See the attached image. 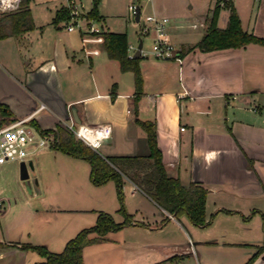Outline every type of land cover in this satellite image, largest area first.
I'll return each mask as SVG.
<instances>
[{"label": "crops", "instance_id": "0c3cea01", "mask_svg": "<svg viewBox=\"0 0 264 264\" xmlns=\"http://www.w3.org/2000/svg\"><path fill=\"white\" fill-rule=\"evenodd\" d=\"M230 1L242 29L264 37V0ZM141 2L145 14L168 18L166 32L180 50L201 38L215 5L213 0ZM62 6L66 0H31L34 28L0 39V103L15 119L29 117L40 132L53 134L64 121L77 123L73 111L77 124L109 125L110 137L95 150L104 157L147 154L146 133L135 117L154 121L167 174L184 186L205 187V218H211L199 227L185 214L175 217L122 175L123 207L131 223L84 246L83 264H246L264 238V123L260 107L249 106L264 99V46L192 50L177 61L156 59L141 45L142 94L135 116L133 73L122 72L102 45L103 30L126 31L107 24L99 33L68 31L67 21L53 23ZM228 16L221 5L217 27L225 28ZM140 42V34L128 40L129 55ZM50 144L28 159L27 178L34 184L18 183L4 196L27 213L17 221L6 219L5 229L0 222V255L29 253L22 243L59 252L101 211L124 220L115 182L94 185L87 160ZM16 163L1 164L0 174L16 178ZM5 201L0 198V208ZM249 264H264V252Z\"/></svg>", "mask_w": 264, "mask_h": 264}, {"label": "trees", "instance_id": "16d2710c", "mask_svg": "<svg viewBox=\"0 0 264 264\" xmlns=\"http://www.w3.org/2000/svg\"><path fill=\"white\" fill-rule=\"evenodd\" d=\"M31 0H21L19 7L14 11L0 12V39L9 36H18L34 28L30 9ZM96 0L88 11L92 19L100 18L96 10ZM229 10L228 22L225 28H219L216 20L220 6L214 5L211 15L207 18V25L201 38L194 44L183 46L180 54L192 50L212 51L223 48H240L249 43L264 46V37L257 36L251 31H245L241 27L239 16L230 0L225 6ZM69 10L62 6L53 18V23L67 21ZM102 45L111 59L118 61L122 72L131 71L134 76L135 98L134 114L136 116V101L142 94V76L139 68V57L130 56L128 53V40L126 33L102 31ZM15 120L8 107L0 103V127L4 123ZM35 125L33 121H29ZM135 122L145 131L149 148L147 154L101 156L97 151L86 145L71 131L63 126H58L53 132V140L50 146L65 152L73 157L83 158L90 165L89 177L94 185H101L109 180L116 184L117 195L120 202L119 211L124 215V220L116 222L112 215L107 212H98L93 225L78 231L73 237L65 242L63 249L52 252L45 245L22 243L19 247L23 250H34L42 259L34 264H83V247L102 240L109 231H116L131 223V217L123 207L122 182L125 175L143 190L159 206L171 215L178 217L185 214L196 226L205 227L210 219L205 218V199L207 189L199 183H190L188 186L181 184L177 177L167 174L161 159V152L157 146L156 125L154 121L140 120L135 117ZM50 131H41L47 134ZM253 210L252 212H254ZM263 232H264V214ZM95 233V237L90 235ZM264 252V238L256 252L246 264L251 263L259 254ZM154 264H162L154 263Z\"/></svg>", "mask_w": 264, "mask_h": 264}, {"label": "built area", "instance_id": "2783aa9c", "mask_svg": "<svg viewBox=\"0 0 264 264\" xmlns=\"http://www.w3.org/2000/svg\"><path fill=\"white\" fill-rule=\"evenodd\" d=\"M21 0H0V12L14 11L19 7ZM151 0H135L128 4L135 24L138 26L140 36L151 35V48L149 53L156 59H174L180 61V49L173 44L166 32L167 17L157 16L154 13L143 14L138 2ZM79 2L66 0L69 10V19L66 29L71 31L77 25L80 11ZM139 13L136 20V13ZM89 33H99L100 30L92 23L86 22ZM131 46L128 45V49ZM132 56V55H130ZM64 127L71 131L77 138L94 150L99 149L103 140L110 137L111 127L107 124L97 126H84L82 124L63 122ZM53 140V134H43L29 123V117L19 118L0 127V165L5 162H28L31 155L46 148Z\"/></svg>", "mask_w": 264, "mask_h": 264}, {"label": "rangeland", "instance_id": "374dc122", "mask_svg": "<svg viewBox=\"0 0 264 264\" xmlns=\"http://www.w3.org/2000/svg\"><path fill=\"white\" fill-rule=\"evenodd\" d=\"M96 1H97L96 2L97 13L102 15V17L96 18L90 21L92 18H90L87 14L88 12H85V11H88L89 9H91V7L93 6L94 0H82L78 5V9L80 11V15H79L80 21L77 22V25H74V29L80 28L82 31L87 30L88 25L86 22H89V21L90 23L93 24L94 27L98 28L99 30H102L104 24H107L110 26L111 29L119 30V31H126L127 40L136 41L139 35L138 26L135 24L127 8V4L131 2V0H96ZM213 1L218 6H221V5L226 6L228 0H213ZM143 2L144 1H142L141 3ZM142 13L145 14L144 11H142ZM201 30H202L201 28L198 29V31H201ZM140 39L142 41V48H143L142 50L147 51V52L150 51L151 35L140 36ZM251 102L252 103H250L249 106L256 105L260 107V111L262 114L261 120L264 123V99L257 98ZM5 124H8V123H4L2 125H5ZM47 149L48 148H46V150ZM16 165L18 167V163H16ZM18 183L34 184V178L30 175L29 178L21 179L20 174L18 173L15 178L13 174H11L10 172H8L7 174H0V198H2V200H6L5 208L4 207L0 208V222H2L1 224L3 225V229L6 228L4 224L6 219H8L7 221L9 222L17 221V219H19L20 217L24 218L25 217L24 213H27L25 211H22L21 208H18V206L12 207L11 201L9 200V198L5 199L4 197L5 195L10 194L11 192L9 191H11V188H13L15 185H18ZM17 215H18V218H16ZM24 251H29V253L17 254L18 252H12L9 254L6 253V254L0 255V264H34L35 262L41 260L42 258L34 250H24Z\"/></svg>", "mask_w": 264, "mask_h": 264}, {"label": "water", "instance_id": "95a60500", "mask_svg": "<svg viewBox=\"0 0 264 264\" xmlns=\"http://www.w3.org/2000/svg\"><path fill=\"white\" fill-rule=\"evenodd\" d=\"M76 1L79 2V0H76ZM138 16H139V13L137 12L136 18H135L136 20L138 19ZM141 45L142 43L140 42L136 53L133 55L134 57H138L140 55ZM73 116H74L75 121L79 123V119L77 118L76 113L74 111H73ZM28 167H31V163L29 161L28 162L21 161L19 163V174H20L21 179H26L28 177Z\"/></svg>", "mask_w": 264, "mask_h": 264}]
</instances>
